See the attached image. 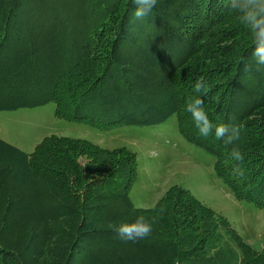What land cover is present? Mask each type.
Masks as SVG:
<instances>
[{
	"label": "trees",
	"instance_id": "1",
	"mask_svg": "<svg viewBox=\"0 0 264 264\" xmlns=\"http://www.w3.org/2000/svg\"><path fill=\"white\" fill-rule=\"evenodd\" d=\"M70 1L0 0V112L54 104L57 119L106 132L175 117L230 194L264 209V70L230 0H158L143 21L132 0ZM197 98L214 126L240 129L237 140L199 133L187 110ZM136 160L83 139L52 135L29 154L0 140V264H231L221 231L238 264H264L186 189L134 207ZM141 217L147 237H117Z\"/></svg>",
	"mask_w": 264,
	"mask_h": 264
},
{
	"label": "rangeland",
	"instance_id": "2",
	"mask_svg": "<svg viewBox=\"0 0 264 264\" xmlns=\"http://www.w3.org/2000/svg\"><path fill=\"white\" fill-rule=\"evenodd\" d=\"M70 2L75 5L76 1ZM54 109V104H48L0 112V140L28 154L52 135L83 139L109 150L126 148L137 159L136 179L129 193L134 207L152 208L170 187H181L225 218L244 243L264 252V209L230 194L216 177L213 158L182 138L175 117L156 126L122 127L106 132L57 119ZM78 161L85 162L83 158ZM221 234L223 243L235 253V262L231 264H238L240 252L225 231Z\"/></svg>",
	"mask_w": 264,
	"mask_h": 264
},
{
	"label": "clouds",
	"instance_id": "3",
	"mask_svg": "<svg viewBox=\"0 0 264 264\" xmlns=\"http://www.w3.org/2000/svg\"><path fill=\"white\" fill-rule=\"evenodd\" d=\"M132 2L136 5L133 15L139 21H143L148 17L158 4V0H132ZM230 3L232 8L240 11V23L247 26L252 33L255 44L251 55L253 65L258 71L264 70V0H230ZM187 110L191 113L195 126L199 129V133L202 136H207L209 131L214 128L217 139L227 137L226 142L228 143L238 139L240 133L238 127H233L229 134V126L227 124L214 126L210 122L201 99L197 98L189 102ZM231 156L236 161L244 159L238 148L233 149ZM114 231L120 240L136 242L147 237L152 232V225L141 217L134 223L119 224L114 228Z\"/></svg>",
	"mask_w": 264,
	"mask_h": 264
}]
</instances>
